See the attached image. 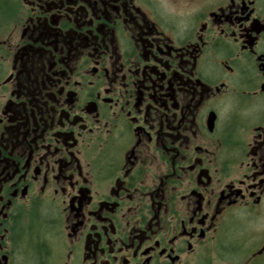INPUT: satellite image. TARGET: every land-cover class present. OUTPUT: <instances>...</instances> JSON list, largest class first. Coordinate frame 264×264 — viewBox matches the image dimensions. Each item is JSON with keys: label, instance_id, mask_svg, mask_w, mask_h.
<instances>
[{"label": "flooded vegetation", "instance_id": "obj_1", "mask_svg": "<svg viewBox=\"0 0 264 264\" xmlns=\"http://www.w3.org/2000/svg\"><path fill=\"white\" fill-rule=\"evenodd\" d=\"M0 264H264V0H0Z\"/></svg>", "mask_w": 264, "mask_h": 264}]
</instances>
